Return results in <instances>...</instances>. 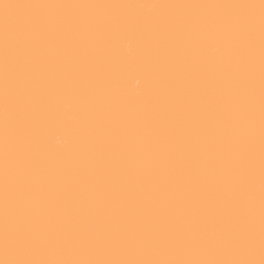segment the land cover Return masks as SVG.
Masks as SVG:
<instances>
[{
  "label": "bare ground",
  "instance_id": "1",
  "mask_svg": "<svg viewBox=\"0 0 264 264\" xmlns=\"http://www.w3.org/2000/svg\"><path fill=\"white\" fill-rule=\"evenodd\" d=\"M262 261V0H0V264Z\"/></svg>",
  "mask_w": 264,
  "mask_h": 264
},
{
  "label": "snow or ice",
  "instance_id": "2",
  "mask_svg": "<svg viewBox=\"0 0 264 264\" xmlns=\"http://www.w3.org/2000/svg\"><path fill=\"white\" fill-rule=\"evenodd\" d=\"M262 7H264V0H262ZM240 264H252V262H240ZM261 264H264V261Z\"/></svg>",
  "mask_w": 264,
  "mask_h": 264
}]
</instances>
